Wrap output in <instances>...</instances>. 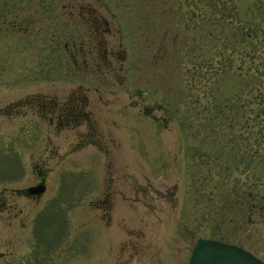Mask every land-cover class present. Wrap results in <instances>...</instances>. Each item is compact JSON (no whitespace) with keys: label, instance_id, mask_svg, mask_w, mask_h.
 Masks as SVG:
<instances>
[{"label":"rangeland","instance_id":"1","mask_svg":"<svg viewBox=\"0 0 264 264\" xmlns=\"http://www.w3.org/2000/svg\"><path fill=\"white\" fill-rule=\"evenodd\" d=\"M90 1L106 6L111 42L119 58L132 56V67L123 64L112 93L86 94L99 133L90 140L44 123L35 139L31 113H0V191L10 204L0 218V250L14 252L23 238L43 249L57 245L52 264H187L202 238L264 263V95L257 88L264 91V79L225 71L219 61L237 24L256 31L262 56L264 0ZM50 2L67 0H0V8L28 15ZM174 30L175 44L153 43ZM31 39H0V80L21 89L1 92L0 109L30 93L31 77L16 61L28 57ZM34 164L47 170L39 199L18 193L37 184ZM247 199L255 211L245 213Z\"/></svg>","mask_w":264,"mask_h":264},{"label":"flooded vegetation","instance_id":"2","mask_svg":"<svg viewBox=\"0 0 264 264\" xmlns=\"http://www.w3.org/2000/svg\"><path fill=\"white\" fill-rule=\"evenodd\" d=\"M91 5L90 0H67L61 5L50 2L38 4L28 15H22L20 9H8L7 6L0 8V39L26 33L31 35L28 57L24 60L19 58L16 62L18 71L25 74L22 76H30L33 83L25 89L30 93L8 102V105L6 103L0 113L10 119L11 115L31 113L35 125L32 134L35 139L39 131L36 124L39 123L54 126V133L57 134L66 128L73 129L80 141L99 135L93 124L92 110H87L89 98L86 94L91 89L93 92L102 90L112 93L123 64L128 62V69L132 67V56L122 52L119 58L121 50L116 43L111 42L114 26L107 21L101 10L106 6ZM105 11L110 12L107 9ZM170 23L171 21L168 25ZM178 34L177 30L170 36L164 33L163 36L155 37L153 43L175 44ZM141 39L144 45L150 43L149 38ZM140 54L136 55L137 60L142 62L145 69L151 68L156 73L157 65L150 67V63L147 64L149 56ZM29 61H32L30 65ZM8 79L0 80V93L21 90L16 83L8 82ZM89 81L92 85L85 87V83H90ZM23 110L24 113H21ZM45 138H50L48 133ZM34 166L40 174L37 184L44 183L43 176L47 170L41 164L40 169L39 164ZM18 193L28 196L25 190ZM106 198H109V194H106ZM6 202V196L0 191V218L5 210L10 209V204L7 205ZM32 230L33 239L37 242L34 225L30 231ZM19 244L20 247L14 252L9 250L12 253L0 250V264H52L57 261L53 252L49 251L56 246L46 245L43 249L40 248L42 245H35L31 239L23 238ZM2 247L4 248V240Z\"/></svg>","mask_w":264,"mask_h":264},{"label":"trees","instance_id":"3","mask_svg":"<svg viewBox=\"0 0 264 264\" xmlns=\"http://www.w3.org/2000/svg\"><path fill=\"white\" fill-rule=\"evenodd\" d=\"M230 29L232 32L231 37L234 40L233 45L225 44V48H227L225 49V58L219 60L222 65L225 61V71L235 70L239 72V74L245 73V75H251L252 77L259 75V79H264V76L260 75L262 71H264V59L262 58L264 57V50L261 56V53L259 52V48H261V40L258 38L256 31L249 25H242L241 27L238 24L231 26ZM259 60L262 61L259 62ZM259 67L262 68V71ZM262 84H264V82L259 83V85ZM257 88L259 91L258 97H262L264 91H260L259 87ZM216 189L220 195L225 190L221 187H216ZM218 194L216 195L217 197Z\"/></svg>","mask_w":264,"mask_h":264},{"label":"water","instance_id":"4","mask_svg":"<svg viewBox=\"0 0 264 264\" xmlns=\"http://www.w3.org/2000/svg\"><path fill=\"white\" fill-rule=\"evenodd\" d=\"M43 186L29 189L30 194H40ZM188 264H264L243 249L219 241L198 239L192 249Z\"/></svg>","mask_w":264,"mask_h":264}]
</instances>
